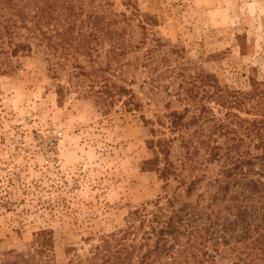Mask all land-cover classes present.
Returning a JSON list of instances; mask_svg holds the SVG:
<instances>
[{
    "label": "rangeland",
    "instance_id": "rangeland-1",
    "mask_svg": "<svg viewBox=\"0 0 264 264\" xmlns=\"http://www.w3.org/2000/svg\"><path fill=\"white\" fill-rule=\"evenodd\" d=\"M98 1L109 16L127 17L121 27L131 49L139 48L109 69L105 50L94 63L58 59L40 37L26 40L24 28L8 34L11 13L0 0V264H68L90 256L102 238L139 225L137 210L156 212L158 204L167 221L173 199L184 221L201 213L205 221L218 191L227 192L223 205H235L230 196L251 182L264 192V150L227 116L264 121L254 111L264 112V0ZM29 42L30 52L13 54ZM201 75L214 77L223 93L257 96L231 110L201 98L203 90L192 99L181 85ZM108 77L140 108L126 109L125 97L109 109L98 104L95 91ZM185 109V123L201 109L204 119L171 131L168 115ZM219 125L230 132L214 133ZM160 138L171 140L176 168L167 182L146 167L155 158L150 142ZM212 145L221 148L216 159ZM181 230L187 239L191 226ZM43 232L50 247L37 254Z\"/></svg>",
    "mask_w": 264,
    "mask_h": 264
},
{
    "label": "trees",
    "instance_id": "trees-1",
    "mask_svg": "<svg viewBox=\"0 0 264 264\" xmlns=\"http://www.w3.org/2000/svg\"><path fill=\"white\" fill-rule=\"evenodd\" d=\"M3 1L11 13L5 20L6 32L16 35V30L24 28L28 33L26 40L40 37V43L46 42L49 48H53L58 59L82 57L94 63L96 59L101 58L105 50L104 57L109 69L115 61L120 62L121 58L132 51L139 50L131 49L126 38L127 30L124 26L121 27V23L128 21L127 17L121 15L122 19H117L115 15L109 16L101 2L98 1L96 4L97 0H89L87 5L85 0ZM31 50L29 42L15 45L12 52L17 54ZM105 80L100 89L95 91L98 96L97 103L109 109L108 107L114 106L117 101H123L125 97L123 105L126 109L132 110L134 95L131 91L110 82L109 77ZM189 83H191L189 87L185 86V82L181 85L187 96L197 99L203 90L201 98L215 101L228 110L243 109L248 101L257 96L255 92L223 93L216 79L210 75L198 76ZM206 86L213 88V91L208 90ZM62 91L63 88L60 89V95ZM134 107L140 108L137 105ZM254 111L264 114L262 108L255 107ZM188 112L189 110L185 109L183 113L171 112L168 115L171 131L199 123L200 119H204L206 109H201L199 116L185 123ZM227 116L236 118L240 128L258 142L255 147L264 150L262 119L250 122L236 114L228 113ZM215 132L226 135L230 132V127L219 125ZM205 145L208 150L211 143ZM150 148L154 151L155 158L146 163L147 169L155 171L161 180L169 181L176 175V168L170 161L171 140L165 138L152 140ZM227 150L232 151L229 147ZM210 151V155L216 159L221 153V148L212 145ZM259 185L257 182L248 183L244 185L245 193L231 195L229 200L233 199L235 205H223L227 192H216L212 203L218 208L215 209L212 205V210L207 214L205 221L201 218L202 213L196 222H192L189 217L184 221L181 216L182 210H176L173 199L167 200V208L171 211L167 221H163L167 216L165 208L159 207L158 204L156 212H148L146 208L137 210L133 213V219L137 220L139 225L130 224L126 229L102 238V241L91 249L90 256L69 261L68 264H224L226 261L228 264H264V192H261ZM249 195L251 200L247 198ZM185 214L187 216L193 212ZM161 224L166 226L160 227ZM188 226H191L189 236L181 240V229L184 231ZM147 227L149 232H143ZM140 230L143 232L141 238ZM46 234L43 232L38 235L40 248L37 254H45L50 247L51 240ZM154 236L156 241L150 245L149 242ZM168 238L172 240L168 241Z\"/></svg>",
    "mask_w": 264,
    "mask_h": 264
}]
</instances>
